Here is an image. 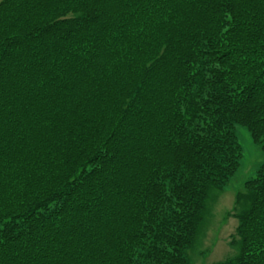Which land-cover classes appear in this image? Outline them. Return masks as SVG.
Returning a JSON list of instances; mask_svg holds the SVG:
<instances>
[{
    "label": "trees",
    "instance_id": "16d2710c",
    "mask_svg": "<svg viewBox=\"0 0 264 264\" xmlns=\"http://www.w3.org/2000/svg\"><path fill=\"white\" fill-rule=\"evenodd\" d=\"M264 150V0H0V264H192L213 192ZM264 264V161L235 200Z\"/></svg>",
    "mask_w": 264,
    "mask_h": 264
},
{
    "label": "rangeland",
    "instance_id": "374dc122",
    "mask_svg": "<svg viewBox=\"0 0 264 264\" xmlns=\"http://www.w3.org/2000/svg\"><path fill=\"white\" fill-rule=\"evenodd\" d=\"M236 134L243 148L241 169L221 191L216 190L211 195L204 228L189 251L192 264H211L237 252L232 244L238 225L235 200L245 181L254 175L264 161V150L253 140L245 126L236 124Z\"/></svg>",
    "mask_w": 264,
    "mask_h": 264
}]
</instances>
